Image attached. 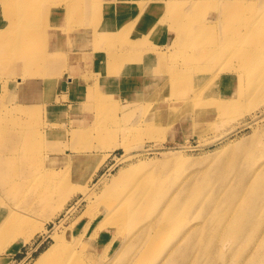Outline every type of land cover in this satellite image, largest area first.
Wrapping results in <instances>:
<instances>
[{
	"label": "rangeland",
	"instance_id": "obj_1",
	"mask_svg": "<svg viewBox=\"0 0 264 264\" xmlns=\"http://www.w3.org/2000/svg\"><path fill=\"white\" fill-rule=\"evenodd\" d=\"M83 1L14 15L42 52L32 70L0 56V264H33L55 239L80 264H175L178 248L192 261L203 245L211 264H264V206L234 238L264 184L260 0ZM2 16L1 39L13 34ZM145 21L157 32L139 41ZM130 40L169 52L149 65L108 58ZM195 198L213 217L199 237L188 232L208 219Z\"/></svg>",
	"mask_w": 264,
	"mask_h": 264
},
{
	"label": "bare ground",
	"instance_id": "obj_2",
	"mask_svg": "<svg viewBox=\"0 0 264 264\" xmlns=\"http://www.w3.org/2000/svg\"><path fill=\"white\" fill-rule=\"evenodd\" d=\"M92 1L94 4H91ZM92 1L90 3V7H89L90 9L91 8L94 9L95 8L94 6H96V0H92ZM55 2H56V0H0V11H7L8 12L7 17L2 16L1 23H3V25L5 27H9L10 25H12L11 27H13V30H12L13 34L5 35V38H3V39H1L2 33L0 32V56L15 55L16 56L15 60L30 59V65H31L30 70H32L33 62H36L37 60H41V59H39V56L42 55V52L40 51V55H38V56H33L32 49H33L34 44H31V41L34 37L31 33L28 34L26 32H23L20 29L17 30L16 23L18 21H16L15 18H18V17H15L14 15L15 14L19 15L20 11H26V12H28V11H47V12H49V11H59V12L63 11L62 9H60L59 7H57L55 5ZM76 7H78L77 3H76ZM76 7L74 10H76ZM110 7H111V5H107L108 11H112L109 9ZM257 7L262 8L261 11H263L264 2L262 0H260L258 2ZM111 9H113V11H115L114 6H112ZM71 10L72 9H71V4H70L69 5V11H71ZM154 10L155 11L156 10L161 11V9L158 5L151 4L149 7V11H151L152 14H154V12H153ZM116 11H118V10H116ZM109 14H111V16L116 18V12L109 13ZM101 15L103 16V13ZM105 16H106V13H105ZM223 16H225V15L223 14ZM77 21H79V19ZM103 24H105V23H102L101 26ZM110 24H112V20H111ZM257 24L259 27L264 28V11H263L262 15H260V17L257 21ZM123 25H124V23H123ZM166 26H168V25H166L163 22H158V27L161 30V31H158V33L164 31L168 34V36H170V34L173 33L172 29H170L169 26L166 28ZM150 28H151V30L149 31V34L152 33L153 31L157 32L156 29H152L153 27H151V25L149 24V21H146L144 26L141 29L147 30ZM98 30H99V28H98ZM91 31L93 33V36H92L93 39H96L100 34V36L104 35V37L107 38L108 42L116 40V39L112 40L114 33H115V35L117 34L116 32L105 33L103 31H100V33H97V31H95V29L91 30ZM199 32H200L199 30L196 31V33H195L196 37L199 36ZM164 35L165 34L163 33V36ZM195 35H194V37L193 36L190 37V39L187 41V43L189 45L199 44L198 38H196ZM127 43L129 44V46L125 47V49L122 51L117 50V51L113 52V51L108 50V52H106L108 55V58H110L112 60L114 59L116 61V63L120 62L122 60H127V61L132 62V63L148 64L149 65L150 63H152L155 60V58L159 59V61H163V59H164L163 53L167 54L169 52L168 49L160 48L157 45H156L157 48L150 47L151 46L150 42L148 44H146L144 46V48L141 47L143 45L139 44L138 42H136L134 40H130L129 42L127 41ZM170 43L172 45V46L170 45L171 49L176 50L177 45L179 44V38H178V35L176 33H174V38H172L170 40ZM259 47H261V48H259V52H260V50H262L264 47L263 46H259ZM163 50H165V51L163 52ZM177 52H179V50ZM43 53H46V51H43ZM54 60L55 59H53V61ZM60 62L65 63L62 60H60ZM108 63H110V61ZM118 65H119V63H118ZM151 65H153V64H151ZM116 67H114V68H116ZM105 68L110 69V65L105 66ZM163 68H164V66H163ZM157 70L159 71V69H157ZM112 71L113 70H111V72ZM164 71H166V70H164ZM173 72L175 73L174 70H173ZM142 74L144 75L145 78H147V77L149 78V76H151L148 71H143V72H141V76H143ZM104 76H105V74H104ZM235 77H236L235 80H239L238 75H235ZM102 79H105V78H102ZM151 79H152V76H151ZM227 80H229V78L224 77V78H222L221 83L226 84V83H228ZM9 160L0 159V163H2L3 161L5 163L4 164V171H6ZM258 168H259V166H257L255 171H257ZM263 168H264V165H263ZM246 182H248L250 186L255 185V184H256L255 187L258 186V183H256V177H255L254 172H251L249 174ZM263 187H264V184H263ZM263 187L258 188V195H257V197H255L254 205L252 206V208L247 213L243 214V216L245 218V225H243L240 229H236V232L234 234V238H240L239 241L246 240L248 238V236H250L253 232V229H251V226L256 225L257 222L261 221L260 217L256 218V213L261 207L264 206V195L260 193V192H262ZM212 197H213V194L210 195V198H212ZM197 202H199V204H197ZM183 203H184V199L179 197L177 204H183ZM196 205H197V207L200 208L201 213H203V214L205 213L208 220H207V222H205L202 225H198L197 227H191L189 232H188V235L191 237L192 236L199 237L201 234H205L206 232H211V227H209L208 224L213 223V217L210 213H207V209L205 207L204 202L198 198L191 199L190 206L192 208H196ZM228 206H229V204L226 203L225 207L227 208ZM176 207H178V206H176ZM252 220H254V222ZM191 241H193V240H191ZM203 247L208 252H203L201 254H198V256H194L192 261H191V256L189 255V253H191V252L188 250V248H185V249H179L178 248V250L176 251L175 254L179 253V255L176 257V261L173 263H175V264H211V261L213 262V258L211 261L208 259L210 249L208 246H205V245H203ZM82 249H84V248H82ZM187 250L189 252L185 253ZM76 253L77 252H75V251L65 250L63 247H61L60 243L58 242V239H55L53 244H51L48 248H46L44 251H42L35 258L33 264H80L79 262L76 261V257H74V255ZM191 255H192V253H191ZM246 255L247 254H245V257H246ZM253 257L254 256H248V259L253 258ZM209 258H210V256H209ZM215 259H216V257H215ZM256 264H262V263L259 262Z\"/></svg>",
	"mask_w": 264,
	"mask_h": 264
},
{
	"label": "crops",
	"instance_id": "obj_3",
	"mask_svg": "<svg viewBox=\"0 0 264 264\" xmlns=\"http://www.w3.org/2000/svg\"><path fill=\"white\" fill-rule=\"evenodd\" d=\"M146 22V21H145ZM145 24V23H144ZM144 24H143V26H144ZM142 26V27H143ZM141 27V28H142ZM140 28V29H141ZM151 30V28L150 29H147V30H145V29H141L140 31H141V33H140V39H139V41H142V38H143V36H146V39L148 38V35H149V31ZM153 32H156V31H153ZM146 44L144 43L143 44V46H141L142 48H144V46H145Z\"/></svg>",
	"mask_w": 264,
	"mask_h": 264
}]
</instances>
